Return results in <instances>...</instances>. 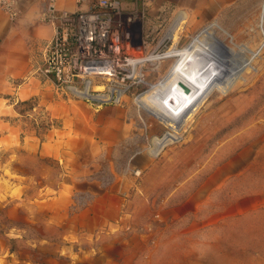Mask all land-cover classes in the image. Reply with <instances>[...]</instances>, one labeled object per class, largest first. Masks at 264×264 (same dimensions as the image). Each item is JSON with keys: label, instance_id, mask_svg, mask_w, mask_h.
Returning <instances> with one entry per match:
<instances>
[{"label": "rangeland", "instance_id": "obj_1", "mask_svg": "<svg viewBox=\"0 0 264 264\" xmlns=\"http://www.w3.org/2000/svg\"><path fill=\"white\" fill-rule=\"evenodd\" d=\"M121 2L131 10V0ZM262 4L150 0L142 55L162 57L147 59L152 63L137 68L139 75L80 83L89 81L93 95L122 90L117 102L58 96L125 109L128 129L108 133L109 144L68 146L39 98L10 100L12 118L3 116V102L1 119L13 128L0 140V264H264ZM179 12L185 19L172 40H162ZM127 17H120L123 25ZM212 23L210 35L249 65L227 92L212 89L181 125L178 141L152 155V141L168 130L134 99L164 78L176 61L168 51L184 49Z\"/></svg>", "mask_w": 264, "mask_h": 264}, {"label": "built area", "instance_id": "obj_2", "mask_svg": "<svg viewBox=\"0 0 264 264\" xmlns=\"http://www.w3.org/2000/svg\"><path fill=\"white\" fill-rule=\"evenodd\" d=\"M19 1L0 0V10L12 21L18 17ZM82 1L77 0V10L69 13L57 10L54 0H41L39 20L50 25L53 34L40 46L42 63L38 72L65 94L82 90L80 83L89 76L139 75L137 68L144 64L133 62L143 57L146 48L142 21L150 0H131L128 11L121 0H90L86 9ZM125 13L128 20L123 25L119 19ZM115 20L118 22L113 27ZM127 50L139 52V56H130ZM108 100H114L112 93Z\"/></svg>", "mask_w": 264, "mask_h": 264}, {"label": "crops", "instance_id": "obj_3", "mask_svg": "<svg viewBox=\"0 0 264 264\" xmlns=\"http://www.w3.org/2000/svg\"><path fill=\"white\" fill-rule=\"evenodd\" d=\"M89 4L90 0L81 3L84 9ZM54 5L57 10L69 13L75 12L79 6L77 0H54ZM16 8L19 14L13 21L0 10V112L3 102L8 103L4 105L3 116L12 118L15 115L14 103L10 100L24 103L39 98L44 101L50 117L59 120V131L68 136L65 139L68 146L80 140L109 144L108 133L118 134L115 130L119 125L123 136L128 123L124 120L127 111L122 107H92L79 100L59 99V94L63 93L38 72L42 63L40 46L53 34L52 27L39 20L41 0H21ZM1 116L0 140L13 128Z\"/></svg>", "mask_w": 264, "mask_h": 264}, {"label": "bare ground", "instance_id": "obj_4", "mask_svg": "<svg viewBox=\"0 0 264 264\" xmlns=\"http://www.w3.org/2000/svg\"><path fill=\"white\" fill-rule=\"evenodd\" d=\"M263 8L264 4L261 6L260 17L262 16ZM183 19H185V13L179 12L166 30L162 40L164 38L172 40L173 32L179 25V21ZM213 26H215V23L202 28L191 38L184 49L168 51L166 55H176V61L164 78L134 99L137 108L144 110L157 119L168 130L161 139L155 138L152 141V147L149 150L152 155H157L165 145L178 141L180 137L178 131L181 125L212 89L225 93L228 81L236 74L235 70L249 65V62L244 63L235 55L233 56L228 51L229 48L221 45L219 41L210 35ZM220 54H226V57L219 56ZM229 56L233 57L234 61H231ZM236 56L238 55L236 54ZM161 57L148 53L133 62V64L152 63L147 59H160ZM223 71L226 72L225 76L221 78L220 82L216 81V79L220 78ZM89 83L87 81L82 90H71V93L81 98L85 92H88ZM181 84L187 87V93L182 91ZM96 89L100 90L98 87ZM107 89L108 94L116 93L114 101L117 102L122 90L114 87H108ZM108 94H97L94 96L97 99L107 101L110 97Z\"/></svg>", "mask_w": 264, "mask_h": 264}, {"label": "water", "instance_id": "obj_5", "mask_svg": "<svg viewBox=\"0 0 264 264\" xmlns=\"http://www.w3.org/2000/svg\"><path fill=\"white\" fill-rule=\"evenodd\" d=\"M261 22L260 21V26H261ZM257 52L253 55V58L256 56ZM219 56H223V57H226V54H220ZM247 66H243L242 68H239L237 70H235V75L228 81V84H227V88H226V92L227 90L234 84V82L240 77L241 73L243 72V70L246 68ZM226 72L223 71V73L221 74L220 78L216 79V81L218 80L219 82L221 81V78H223L225 76ZM182 91L184 93H187L188 90H187V87H185L184 85H180ZM82 98L84 99H87V100H91L93 102H97V103H100V104H105V103H108L109 100L107 101H104L102 99H97L94 95L92 94H89L88 92H85V94L82 96ZM166 135V133L164 134Z\"/></svg>", "mask_w": 264, "mask_h": 264}]
</instances>
